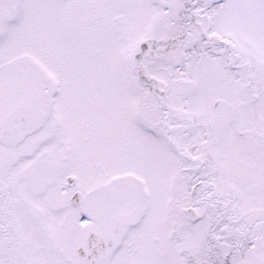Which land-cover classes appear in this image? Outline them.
Returning <instances> with one entry per match:
<instances>
[{"label":"snow or ice","instance_id":"1","mask_svg":"<svg viewBox=\"0 0 264 264\" xmlns=\"http://www.w3.org/2000/svg\"><path fill=\"white\" fill-rule=\"evenodd\" d=\"M0 264H264V0H0Z\"/></svg>","mask_w":264,"mask_h":264}]
</instances>
